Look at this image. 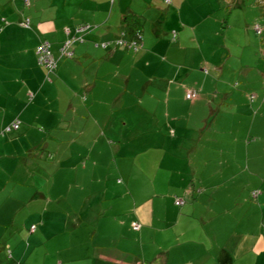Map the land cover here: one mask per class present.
I'll return each mask as SVG.
<instances>
[{"label": "rangeland", "instance_id": "1", "mask_svg": "<svg viewBox=\"0 0 264 264\" xmlns=\"http://www.w3.org/2000/svg\"><path fill=\"white\" fill-rule=\"evenodd\" d=\"M0 2L3 3V9L6 11L2 16L9 22L7 26L14 28V16L11 15L10 10L11 0H0ZM156 7L164 13L155 10L158 11L155 15H146V18H143V35L148 38L151 36L153 42L163 41L165 45L156 50L147 43L144 49L148 56L159 55L163 58L167 54L170 56L171 42V44L176 43L174 51L179 50L178 46H197L187 51L186 58L190 59L194 53L202 56V50L207 60L204 67L206 70L200 71L203 76L202 81L199 82L192 77L183 84L185 88L210 92L209 99L202 104L204 107L193 110L192 118L194 122L200 121L202 133L200 131L196 136L203 138L201 151L206 155L199 160L194 158L192 160L199 162L203 167L201 170L206 171V175L213 172L210 179L219 187L214 188L217 189L213 191L215 195L212 197L218 201V207L227 204L226 202L233 206L232 227L238 232L247 229L259 232L264 220V0H187L182 13L179 11L170 13L169 0L157 1ZM155 16L161 18V25L156 26L152 23ZM85 17L80 16L83 24L89 25L92 30L95 29L97 26L94 24L93 16L85 15ZM256 25L263 28L262 34H257ZM1 28L5 29L0 25ZM21 28L25 30L24 33L21 30H13L5 34L0 43V58L3 66L0 78L4 90H27L26 83L15 71V65L21 64L23 56H30L28 50L32 49L33 45L30 34L33 35L37 29L34 24L30 29ZM170 28L172 33L165 34L164 31ZM67 30V39L64 43L69 39L74 40L83 36L71 30L68 34ZM2 33L3 31L0 30V35ZM123 33L121 32L119 37H122ZM180 33L183 38L180 37ZM13 34L18 37L23 34L30 42L28 47L21 40L13 41L11 37ZM186 39L189 42L179 44V41ZM46 41L48 40L44 39L41 42ZM111 41L97 42L94 46L105 52L102 45ZM75 43L70 50L73 52L72 57L60 53L63 57L60 65L64 63V69L71 67L67 72L78 73L79 79L63 81L58 84L59 90H41L37 96L42 101L53 104L50 103L51 106L45 111L43 109V112H54L58 116L63 112L69 119H72L76 112L80 128L87 129L91 133L87 136L75 137L72 133L52 132L53 126L48 128L46 135L35 130L29 139L25 137L24 141L19 143L20 154L14 158L13 165L8 160L0 161L3 164L0 167L5 169L10 165L14 169V174L17 173V176H14V237H16L13 240L14 253L21 243L23 248L29 245L27 238H22L20 233L28 234L31 223L39 226L45 224L43 217L36 216L31 219L23 207L36 193L35 188H32L34 184H38L39 188L42 187L41 193L44 195L43 198L37 199L36 206L41 204L49 207L50 210L46 215L47 219L50 216V220H47L45 227L47 230L44 232L47 238L42 235V237L37 236L41 244L37 246L32 244V253L36 251V254L30 255L32 259L29 264H43L44 259L46 264H60L63 256L45 254L43 259L41 250L47 253L49 249L54 251L61 246L64 247V244L72 250L87 249L92 246L91 230L94 229V225L99 227L100 233L113 235L119 229L118 222L121 221L129 199L132 204L133 200L140 201L146 195L158 196L161 203L158 213L170 214L168 213L170 189L161 184L157 174L160 167H170V156L168 158L162 156L163 151L157 148L161 144L160 141L144 139L141 137L142 133H139L140 128L132 125L141 122L150 124L147 130L158 128L155 114L163 119V112L158 108L166 115L170 113L166 109L170 98L165 94L170 90V80L161 81L157 74L160 64L155 62L146 66L143 61L139 62L135 59L134 51H131L129 60L106 62L103 57L98 56L94 62L89 64L90 60H88L86 66L82 67L78 64V57L74 56ZM197 44H201V50L198 49ZM142 45L141 41L139 46L141 50ZM113 46L114 44L110 45L109 49H113ZM36 48L35 53H37ZM143 54L141 53L142 56ZM36 55L38 61V54ZM179 58L182 60L183 56L179 54ZM57 69L58 58L57 68L49 75L50 80L45 69L46 83L54 82ZM127 75H132L130 82H127ZM85 77L90 78L88 90L82 82ZM174 82V88L182 87L180 82ZM194 84L199 85L194 86ZM185 97L183 99V95H173L171 100L175 104L180 102L183 106H187L184 113L189 114L191 108L188 104L192 101ZM115 103L118 104L115 106ZM123 103H136L137 106L128 113L118 111L120 110L118 106ZM71 104L75 105V110H67ZM124 122L128 123L129 133L132 132L129 137L121 135L125 126L120 125ZM114 126L117 127L113 129ZM36 129L40 132L46 131L43 124L37 125ZM47 134L51 137L49 138ZM63 135L66 137H60ZM29 140L32 141L31 144ZM32 144L35 145L34 150ZM215 147L224 150L222 158H217L211 153ZM33 154L35 155L32 156ZM104 169H110L115 174L113 184H110L107 193L92 192L91 186L104 187L105 181H100V174ZM122 169L129 173L125 178L130 177L134 184L130 190L126 188V183H123L124 179L119 172H122ZM93 171L95 176L92 174ZM110 177L112 179V176ZM16 178L23 179V182L17 183ZM82 183H85L87 188ZM253 192H259V198H254ZM5 197L2 196L3 199ZM94 205L98 207L92 208ZM40 209L42 210V207ZM81 210L89 213L81 218L79 216ZM26 219L29 220L28 227L24 226ZM81 219L87 221L90 228L85 226L76 229V223L81 222ZM152 242L154 237L147 240V251L154 248ZM240 264H264V257L249 255Z\"/></svg>", "mask_w": 264, "mask_h": 264}, {"label": "crops", "instance_id": "2", "mask_svg": "<svg viewBox=\"0 0 264 264\" xmlns=\"http://www.w3.org/2000/svg\"><path fill=\"white\" fill-rule=\"evenodd\" d=\"M157 1L159 0H58V2L55 0H11L10 10L12 11L11 15L14 16V28L7 26L9 22L2 16L6 11L3 9V3L0 2V25L3 28L5 27L4 30L0 29L3 31L0 35V43L2 37L13 30H21L24 33L25 30L21 28L24 26L21 25V22L26 18L30 20V28L34 24L37 29L33 35L30 34V39L33 41L32 49L28 50L30 56H23L21 64L15 65V71L26 83L27 90H4L2 88L3 81L0 78V161L8 160L13 165L14 158L20 154L19 143H22L25 137L29 139L35 130L46 135L48 128L53 126L52 132L72 133L75 137L87 136L91 133L87 129L83 130L80 128V122L77 123L78 114L76 112L72 119H69L63 112L62 114L59 113V116L54 112H43V109L45 111L46 108L53 104L49 101L50 105V103L42 101L37 96L41 90H59L58 84L63 81L79 79L78 73L67 72V69L71 67L64 69V63L60 65V61L63 59L60 47L67 39V29L76 34L80 26H85L80 18L81 15H84V17L85 15H92L94 24L97 27L93 30L90 28L84 33H79L83 35V39L85 38L83 42H76L74 48V56L78 57L80 66L85 67L88 60H90V64L98 56L103 57L106 62L114 60L122 62L125 59L129 60L131 51H134L135 59H138L139 62L143 61L146 66H150L155 62L160 64V67L157 68L156 66V68L157 74H159L158 78L161 81L165 80L167 82L170 80V90L165 93L170 98L168 100L170 102L166 104V109L170 113L166 115L162 109L158 108V110L163 112L162 116L165 121L156 113L157 121L155 123L158 126L157 129L147 130V126L150 125L147 123L132 124L136 128H140L139 133H142L141 137L144 139L151 138L153 141L158 140L161 142L157 148L163 151L162 156L166 158L170 156V167H160L157 173L161 184L170 189V212L167 211L170 214L158 213L160 212L159 209H161L158 196L147 197L146 195L140 201L133 200L132 204L129 199L126 204V210L123 211L126 217L123 214L121 221L118 222L119 229L116 233L113 235L100 233L99 227L97 228L94 225V229H90L93 236L92 246L87 249L72 250L64 244V247L61 246L54 251L49 249L47 253L41 250L43 259L45 254L50 256L54 254L59 257L63 256L60 264H240L249 255L251 257L255 255L264 257V220L259 232L248 229L238 232L237 229H234L232 227L233 224H231L233 206L226 202L227 204L223 206L221 204L218 207V201L215 197H212L215 195L213 191L217 189L214 190V188L219 187L215 185L214 180L210 179V175L213 172L206 175V171L201 170L203 167L199 165L198 161H195L201 159L206 153L201 151L203 138L196 136L200 131L202 133V130L200 121H192L193 110L204 107L202 104L209 99L210 92L185 88L183 84L192 77L198 79L199 82L203 79L200 71L204 72L206 70L204 67L207 60L205 54L202 53L201 44L197 45L198 49L201 48L202 56L194 53L190 59L186 58L187 51L197 46H178L179 50L174 51L176 43L171 44V42L170 56L168 54L164 58L159 55L148 56L147 51L144 49L147 43L156 50L164 46L165 43L163 41L153 42L151 36L148 38L143 35L144 30L142 28V35L144 36H142V50L144 52L141 48L135 51L126 47H116L115 45L112 47L113 49L108 47L105 52H101V48H95L94 46L97 42L116 41L119 38L128 39L126 27L123 24L124 17L128 14L145 18L146 15L153 16L158 12L155 10L163 9V6L161 9L156 7ZM186 1L169 0L170 13L173 11L182 13V8ZM152 23L156 26L161 25L162 20L159 16H155ZM168 30L164 31L165 34L172 33L171 28ZM121 32H124L123 36L119 37ZM179 35L183 38L182 33ZM11 37L13 41L21 40L27 47L30 43L23 34L20 37L13 34ZM44 39L50 42L56 61L58 58V69L54 76V82L51 81L50 83L45 82L46 70L38 64L37 53H35V48ZM187 41L189 42L187 39L179 41V44L187 43ZM197 52L199 53V51ZM141 53H144L143 56ZM174 53L177 55L175 56ZM179 54L183 56L182 60L179 58ZM81 61L85 63L80 64L79 62ZM1 62L0 58V75L2 76L3 66ZM131 78L132 75H127V82H130ZM89 79V77H85L82 81L86 85V90L90 89ZM174 81L180 82L182 87L174 88ZM198 85L194 84V86ZM183 87L185 90H183ZM162 88L164 87L162 86ZM190 91L197 92L198 97L190 100L192 103L188 105L191 110L189 114H185L184 110H187V106H183L180 102L175 104L171 99L173 95L178 96L179 94L183 95L184 99ZM43 99L46 100L45 98ZM117 104L115 103V106ZM135 106H137L136 103H123L118 106L120 109L118 111L128 113L135 110ZM71 109L75 110L74 104L67 108V110ZM16 121L20 122L19 128L6 131ZM106 122L108 125V119ZM42 124L46 128L45 132H40L36 129L37 125ZM127 124V122H124L120 125L125 126L121 134L124 137H129L130 133H132H129ZM115 127L117 126H114L113 129ZM60 137H66V135ZM119 140L122 143V140ZM31 142L29 140L30 144ZM76 142L77 140L74 141V143ZM31 147L32 149L35 148V145L32 144ZM211 153L216 155L217 158L224 156V150L217 149V147ZM193 158L195 159L194 161L192 160ZM95 164L97 165V161ZM0 165L3 166L2 163ZM11 169L12 166L10 165L6 166L5 169L0 167V264H29L32 259L30 255L36 254V251L32 253V244L36 246L41 244L37 236L47 238L44 232L47 230L45 228L47 227V220H50V216L48 219L46 216L47 213H50V210L48 209L49 207L41 206V204L36 206L37 199L43 198L44 195L41 193L42 187L39 188L38 184H34L32 188H35L36 193L30 200L26 201V206L23 207H25L24 210L28 213L27 215H30L31 219L36 216L39 218L43 217L45 224L44 226H39L31 223L30 227L36 226L35 231L29 229L28 234L20 233L22 238H27L29 245L27 248H23L21 246L23 243H21V245L17 246V252L14 253L13 240L16 238L14 237V176H17V173L14 174V169H12L13 172ZM94 171L92 174L95 176ZM103 171L100 174V181H105L104 187L91 186L90 190L92 192L107 193L110 184H113L115 174L110 169H104ZM119 172L124 179L123 183H126V188L130 190L134 184H132L130 177L125 178V175L129 173L123 169L122 172ZM140 175H143V173H140ZM110 176H112V179ZM15 180L17 183L23 182V179L20 178ZM82 184L87 188L85 183ZM161 189L163 188L161 187ZM256 193L257 195L254 196L253 192V197L259 198L260 193ZM163 194H161V197ZM2 196H6L5 199ZM178 200L182 201L183 204L178 206L176 204ZM40 207H42V210ZM97 207V205H94L92 208ZM45 208L47 209L45 210ZM100 212L103 213L104 211ZM86 213H89V211L81 210L79 211V216L83 218ZM28 221V219L24 221V226L28 227ZM134 223L140 225L139 230L134 229ZM85 226L90 228L89 223L83 219H81V222L76 223V229H81ZM152 237H154V242H152L154 248L147 251V240ZM45 239L42 243H44ZM107 240L110 241L104 243ZM43 264H46L45 259Z\"/></svg>", "mask_w": 264, "mask_h": 264}, {"label": "built area", "instance_id": "3", "mask_svg": "<svg viewBox=\"0 0 264 264\" xmlns=\"http://www.w3.org/2000/svg\"><path fill=\"white\" fill-rule=\"evenodd\" d=\"M21 25L26 27V28H30V20L29 19H25L21 22ZM90 26H80L77 29L78 33H84L87 29H89ZM256 32L258 34H261L262 31L260 29V27L257 25L255 28ZM67 33L69 34L70 31L67 30ZM74 42H83V36L81 37H76L74 40L73 39H69L67 40L64 44L63 47L61 48V53L64 56L67 57H72L73 56V52H70L71 47L73 45ZM115 45L116 47H126L132 50H139V46H140V42L136 41V40H129V39H118L114 42H108L106 44H103L102 47L104 49H107L108 47H110V45ZM37 54H38V64L42 67H44L47 72H48V80H50L49 75L51 73H53L55 71V69L57 68V61L54 58L52 51H51V44L50 42L46 41V42H41V44L38 46L37 48ZM188 100H194L198 97L197 92L194 91H190L187 95H186ZM20 126V122L16 121L13 124H11L10 127L7 128L6 131H11L12 129L17 130ZM257 193H254V196H256ZM176 204L178 206L182 205L183 202L178 200L176 201ZM133 227L135 230H139L140 229V225L137 223L133 224ZM36 230V226H32L31 227V231H35Z\"/></svg>", "mask_w": 264, "mask_h": 264}, {"label": "trees", "instance_id": "4", "mask_svg": "<svg viewBox=\"0 0 264 264\" xmlns=\"http://www.w3.org/2000/svg\"><path fill=\"white\" fill-rule=\"evenodd\" d=\"M143 18L144 17H142V16L134 15V14H128L124 17L123 24L126 27V32H127L126 34H128L129 40H136L139 42L142 41ZM256 26H255V28H256ZM258 26L260 27V29L263 33V28L260 25H258ZM174 36H176V35L174 34ZM254 193H256V192H254Z\"/></svg>", "mask_w": 264, "mask_h": 264}]
</instances>
